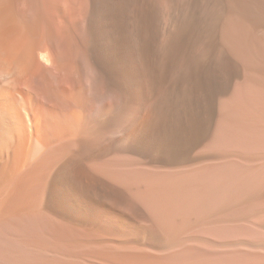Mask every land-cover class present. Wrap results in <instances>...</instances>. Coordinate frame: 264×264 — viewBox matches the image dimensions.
Listing matches in <instances>:
<instances>
[{"label":"bare ground","instance_id":"obj_1","mask_svg":"<svg viewBox=\"0 0 264 264\" xmlns=\"http://www.w3.org/2000/svg\"><path fill=\"white\" fill-rule=\"evenodd\" d=\"M0 264H264V0H0Z\"/></svg>","mask_w":264,"mask_h":264}]
</instances>
